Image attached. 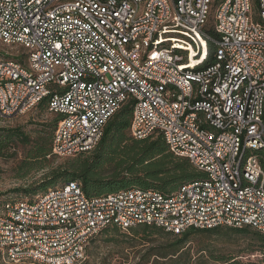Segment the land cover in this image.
<instances>
[{
    "label": "built area",
    "instance_id": "2783aa9c",
    "mask_svg": "<svg viewBox=\"0 0 264 264\" xmlns=\"http://www.w3.org/2000/svg\"><path fill=\"white\" fill-rule=\"evenodd\" d=\"M214 3L0 0V41L27 49V65L0 55L1 115L46 102L58 117L51 155L72 157L94 150L110 118L130 105L131 137L162 136L201 174L172 192L132 186L88 195L71 180L6 201L4 259L80 264L108 227L264 234V0L256 11L252 0Z\"/></svg>",
    "mask_w": 264,
    "mask_h": 264
},
{
    "label": "rangeland",
    "instance_id": "374dc122",
    "mask_svg": "<svg viewBox=\"0 0 264 264\" xmlns=\"http://www.w3.org/2000/svg\"><path fill=\"white\" fill-rule=\"evenodd\" d=\"M215 1L214 5L221 0ZM252 2L256 11L258 0ZM216 9L215 6L209 22L210 26L214 22ZM25 54H27L26 48L11 47L0 41V55L4 58L21 60L27 65ZM55 118L56 116L44 106L14 116L0 114V205L13 199H35L47 187L67 182L63 178L65 176L56 178L57 172L67 168L66 164L70 161L80 160L82 157L51 155L47 156V159L31 158V153L42 139L51 135ZM15 129L24 132L28 139L13 135L8 140V131ZM128 134L130 135L129 131ZM86 155L88 153L84 156ZM112 167L106 165L103 172L108 175ZM243 228L248 230L238 232L233 227H222L213 234L192 233L180 244L179 254L181 253L182 256L179 264H264V246L257 235L253 234L255 229ZM103 231L88 244L86 259L80 264H154L157 259L161 264L164 260L160 257L156 258L157 250L161 246L172 244L177 239L176 236L165 233L145 232L142 226L130 230H114L113 227H109L107 231ZM218 258H226L230 261L224 263ZM0 264L14 263L7 261L0 254Z\"/></svg>",
    "mask_w": 264,
    "mask_h": 264
},
{
    "label": "trees",
    "instance_id": "16d2710c",
    "mask_svg": "<svg viewBox=\"0 0 264 264\" xmlns=\"http://www.w3.org/2000/svg\"><path fill=\"white\" fill-rule=\"evenodd\" d=\"M212 52L213 46L209 43V61L212 60ZM40 106L47 108L46 102L41 103ZM131 116L132 107L130 105L122 107L107 122L104 134L96 148L89 152L77 154L82 158L72 160L66 164L67 168L62 169L63 173L57 172L56 178L65 176L63 177L65 181L78 179L82 182L88 195H100L132 186L172 192L184 182L198 177L200 173L191 162L186 158L173 154L162 136H158L156 139L153 138L154 136L145 139L131 137L128 134ZM57 122L58 117L54 120L51 135L42 139L31 153V158L47 159V156H51L53 133ZM13 135L28 139L24 132L19 129L8 131V140ZM87 153L88 155L84 156ZM257 155L264 170V151H257ZM106 165L113 166L108 175L103 172ZM142 228L145 232L165 233L177 237L172 244L161 246L157 250L156 258L160 257L164 260L161 264H179L182 256L181 253L179 254L180 244L192 233L213 234L219 231V228H192L181 235H175L156 226H142ZM113 229L119 230L117 227H113ZM235 230L246 232L248 229L236 228ZM104 231H107V228ZM253 234L257 235L264 246V234L257 230ZM218 260L224 263L230 261L226 258H218ZM159 263L157 259L154 264Z\"/></svg>",
    "mask_w": 264,
    "mask_h": 264
},
{
    "label": "bare ground",
    "instance_id": "6f19581e",
    "mask_svg": "<svg viewBox=\"0 0 264 264\" xmlns=\"http://www.w3.org/2000/svg\"><path fill=\"white\" fill-rule=\"evenodd\" d=\"M190 51H191V54H190L191 60L195 61V58L193 57L195 55V50L191 49Z\"/></svg>",
    "mask_w": 264,
    "mask_h": 264
},
{
    "label": "snow or ice",
    "instance_id": "6c2138e0",
    "mask_svg": "<svg viewBox=\"0 0 264 264\" xmlns=\"http://www.w3.org/2000/svg\"><path fill=\"white\" fill-rule=\"evenodd\" d=\"M57 47H59V46H57Z\"/></svg>",
    "mask_w": 264,
    "mask_h": 264
}]
</instances>
